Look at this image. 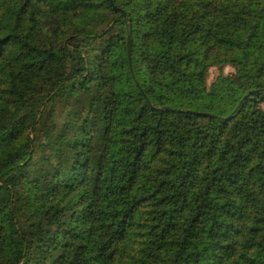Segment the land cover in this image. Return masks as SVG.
I'll list each match as a JSON object with an SVG mask.
<instances>
[{
  "label": "trees",
  "instance_id": "trees-1",
  "mask_svg": "<svg viewBox=\"0 0 264 264\" xmlns=\"http://www.w3.org/2000/svg\"><path fill=\"white\" fill-rule=\"evenodd\" d=\"M263 104L264 0H0V264H264Z\"/></svg>",
  "mask_w": 264,
  "mask_h": 264
},
{
  "label": "rangeland",
  "instance_id": "rangeland-1",
  "mask_svg": "<svg viewBox=\"0 0 264 264\" xmlns=\"http://www.w3.org/2000/svg\"><path fill=\"white\" fill-rule=\"evenodd\" d=\"M232 72L233 70L230 67H224L221 69L212 68L208 74V84L210 85V84L215 83L221 73L226 76H229L232 74ZM262 108L264 109V104L262 105Z\"/></svg>",
  "mask_w": 264,
  "mask_h": 264
}]
</instances>
